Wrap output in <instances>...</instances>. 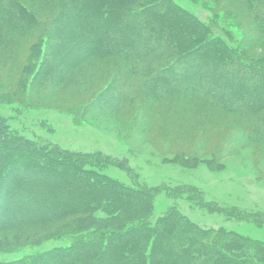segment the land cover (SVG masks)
I'll return each instance as SVG.
<instances>
[{
  "label": "trees",
  "instance_id": "obj_1",
  "mask_svg": "<svg viewBox=\"0 0 264 264\" xmlns=\"http://www.w3.org/2000/svg\"><path fill=\"white\" fill-rule=\"evenodd\" d=\"M235 1L252 15L248 20L238 16L233 19L249 27L246 31L255 38L264 39V0ZM35 11L45 19H39ZM0 24L20 38H27L33 29L38 45L47 41V47L66 46L58 59L65 65L70 62L73 68L96 58L109 62L106 71H116V79L126 83L121 91L127 101L121 102V109L133 102L134 94L145 96L150 110L170 97L182 102L187 97L196 101L202 98L224 109L218 111L249 117L252 122L248 123L247 134L264 133V60L244 55L234 38L227 43L222 33L218 34V26L213 29L211 23L200 21L174 0H1ZM60 30L61 37H57ZM234 45L238 49L236 61L228 56L225 62L222 51L234 52ZM215 46L222 56L215 52ZM36 53L30 52L27 57L34 60ZM235 62L240 71L230 65ZM188 68L197 73L190 79L194 89L178 81ZM206 69L211 71L209 79L221 81L218 83L227 89L216 93L212 87L202 85ZM62 70L60 74L66 69ZM10 83L15 86V82ZM228 101L240 102L242 107L228 105ZM149 120L153 123L155 117ZM46 149L49 151L44 152ZM96 157L51 147L49 142H29L22 137L13 141L0 119V233L40 221L68 219L50 235L70 241L66 246L0 264H224L222 261L228 257L233 264H244L239 258L242 251V258L248 260L245 264H264V242L230 233L204 238L208 232L175 207L153 220L154 199L159 191H134L107 179L102 174L106 158ZM89 166L99 172L98 180L86 175ZM38 181L45 188L41 195L47 198L41 206L38 190H25ZM14 184L22 187L21 192L18 188L11 190ZM171 192L192 193V189L175 188ZM204 205L219 208L214 202ZM98 208L105 215L93 214ZM256 216L264 220V214ZM101 222L104 225H99ZM99 226L126 228L123 234L130 239L118 242L101 237ZM87 232L94 233V238ZM235 247L242 251H235Z\"/></svg>",
  "mask_w": 264,
  "mask_h": 264
},
{
  "label": "rangeland",
  "instance_id": "obj_2",
  "mask_svg": "<svg viewBox=\"0 0 264 264\" xmlns=\"http://www.w3.org/2000/svg\"><path fill=\"white\" fill-rule=\"evenodd\" d=\"M174 1L200 21L208 25L211 23L213 29L218 26V34L222 33L227 43L230 37L234 38L244 50V55L264 60V39L255 38L246 31L249 27L239 25L238 18L233 19L238 16L248 20L252 15L235 0ZM35 13L39 19H45ZM262 24L264 28V22ZM61 30L57 37H61ZM31 31L27 38H20V35L0 24V119L13 141L22 137L29 142H49L51 147L75 154L106 158L102 174L107 179L134 191L140 188L159 191L154 199L153 220L175 207L208 232L204 238L214 233H230L250 241L264 242V220L256 216L264 214V133L247 134L248 123L252 122L249 117L222 113L216 109L223 108L214 105L213 101L202 98L196 101L189 97L186 102L170 97L150 110L147 98L134 94L133 102L121 109L124 106L120 108L121 102L125 104L127 101L126 94L121 91L126 83L116 79V71H106L109 62L96 58L74 68L68 61L65 65L58 57L63 56L66 46V49L55 45L47 47V41L38 45L36 33L33 29ZM234 49V52L222 51V56L220 48L215 46V52L225 62L228 56L235 60L238 55L236 45ZM33 51L37 52V56L31 60L27 56ZM122 65L126 66L118 63V66ZM230 65L237 71L241 70L236 62ZM60 68L66 69L62 70L63 74H60ZM190 69L182 72L178 81L194 89L190 79L197 73ZM203 72L202 85L212 87L216 93L221 88L227 89L225 84L218 83L221 81L208 78L210 69ZM12 81L15 86L10 83ZM226 103L242 107L240 102ZM154 117L155 122L152 123L149 119ZM259 139L260 142L257 141ZM36 168L46 171L33 167L34 170ZM89 169L86 175L98 180L99 172L90 166ZM107 179L102 177V180ZM40 186L44 185L39 181L33 182L25 190H38L41 206L47 198L41 195L45 188ZM15 188L21 192V186L14 184L11 190ZM175 188H190L192 193L173 194L171 190ZM25 196L28 194L25 193ZM213 202L219 208L204 205ZM239 211L246 216L241 217ZM102 212L104 210L98 208L93 214L105 215ZM67 221L59 218L40 221L0 233V261L24 259L68 245L70 241L67 237L50 235L52 230ZM99 228L102 229H99L101 237L118 242L130 239L123 234L126 228ZM88 234V237L94 238V233ZM99 247L95 249L99 250ZM240 249L235 247L237 252L242 251ZM227 251L232 253L230 248ZM242 254L243 251L239 258L245 264L248 260L242 258ZM222 262L234 263L229 257ZM75 263L78 262L75 260Z\"/></svg>",
  "mask_w": 264,
  "mask_h": 264
}]
</instances>
